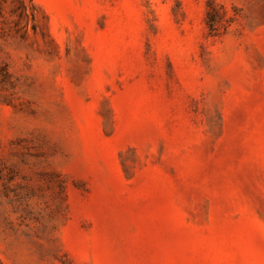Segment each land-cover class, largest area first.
Instances as JSON below:
<instances>
[{
    "label": "rangeland",
    "instance_id": "rangeland-1",
    "mask_svg": "<svg viewBox=\"0 0 264 264\" xmlns=\"http://www.w3.org/2000/svg\"><path fill=\"white\" fill-rule=\"evenodd\" d=\"M0 264H264V0H0Z\"/></svg>",
    "mask_w": 264,
    "mask_h": 264
}]
</instances>
